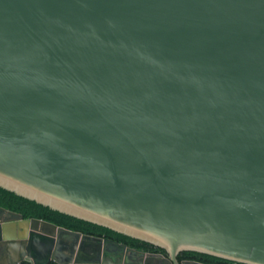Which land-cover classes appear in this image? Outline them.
I'll use <instances>...</instances> for the list:
<instances>
[{"label": "water", "instance_id": "95a60500", "mask_svg": "<svg viewBox=\"0 0 264 264\" xmlns=\"http://www.w3.org/2000/svg\"><path fill=\"white\" fill-rule=\"evenodd\" d=\"M0 187L176 264H264V0H0ZM0 246L158 259L2 206Z\"/></svg>", "mask_w": 264, "mask_h": 264}, {"label": "trees", "instance_id": "16d2710c", "mask_svg": "<svg viewBox=\"0 0 264 264\" xmlns=\"http://www.w3.org/2000/svg\"><path fill=\"white\" fill-rule=\"evenodd\" d=\"M0 206L15 212H19L25 218H31V217L41 218L68 229L124 241L125 243L131 246H135V247L149 246L151 248L156 247L148 242L127 236L125 234L114 231L108 227L101 226L59 212L57 210L51 209L48 206L42 205L34 200H30L28 198L20 196L14 193L13 191H9L2 187H0ZM156 249H161V248L157 247ZM184 253H185L184 255L186 256L195 257L201 260H219L223 262H231L227 259H223L217 256H213L210 254L201 253L197 251H184ZM23 264H30V263L23 262ZM51 264H56V263L52 262Z\"/></svg>", "mask_w": 264, "mask_h": 264}, {"label": "flooded vegetation", "instance_id": "af4514ba", "mask_svg": "<svg viewBox=\"0 0 264 264\" xmlns=\"http://www.w3.org/2000/svg\"><path fill=\"white\" fill-rule=\"evenodd\" d=\"M82 233H84V232H82ZM85 234H87V233H85ZM95 236H97V235H95ZM98 237H103V236H98ZM104 238H108V237H104ZM110 239H112V238H110ZM113 240L118 241V242L125 243L124 241H120V240H116V239H113ZM125 244H127V243H125ZM128 246H130L132 248L139 249V250H143L145 252L152 253V254L156 255L157 258H158L156 264H176L174 261H172L167 256V254L165 253L164 250H162V249H156L157 247H154V248L152 247L151 248L149 246H140V247H135V246H131V245H128ZM1 248H2V246H0V249ZM184 254H185L184 251H181V252H179L177 254L176 258H177L178 264H195L194 262H201V263H205V264H244V263H240V262H236V261H231V260H229L231 262H223V261H219V260H201V259H198V258H195V257L186 256ZM23 262L24 263L25 262L27 263L26 260H23V261L20 262V264H23Z\"/></svg>", "mask_w": 264, "mask_h": 264}]
</instances>
